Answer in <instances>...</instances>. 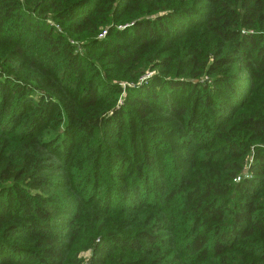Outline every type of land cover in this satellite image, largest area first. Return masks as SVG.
Here are the masks:
<instances>
[{"label": "trees", "instance_id": "trees-1", "mask_svg": "<svg viewBox=\"0 0 264 264\" xmlns=\"http://www.w3.org/2000/svg\"><path fill=\"white\" fill-rule=\"evenodd\" d=\"M87 251L264 264V0H0V264Z\"/></svg>", "mask_w": 264, "mask_h": 264}, {"label": "rangeland", "instance_id": "rangeland-1", "mask_svg": "<svg viewBox=\"0 0 264 264\" xmlns=\"http://www.w3.org/2000/svg\"><path fill=\"white\" fill-rule=\"evenodd\" d=\"M157 73V69L154 68H149L147 69L138 79L137 81H133L135 83L131 84V88H135V90H139L141 88L142 85H148L150 80L153 78V76ZM207 80V76H205L204 78L201 79L202 82ZM123 84H121L124 87V93L120 96L119 99V104H122V97L125 95L126 91L125 89L127 88V85L124 84V82H122ZM61 128H59L58 130H60ZM56 135V132H50L47 135V139H51L52 137H54ZM250 176V172L248 171V166L246 167V169L241 173V175L237 176V178L235 179L236 182H239L241 180L242 176ZM240 178V179H239ZM84 259V264H88L89 262V258L91 257V251H87L82 253L81 255Z\"/></svg>", "mask_w": 264, "mask_h": 264}, {"label": "built area", "instance_id": "built-area-1", "mask_svg": "<svg viewBox=\"0 0 264 264\" xmlns=\"http://www.w3.org/2000/svg\"><path fill=\"white\" fill-rule=\"evenodd\" d=\"M105 35H106V31L103 32V34L101 35V37L103 38Z\"/></svg>", "mask_w": 264, "mask_h": 264}]
</instances>
